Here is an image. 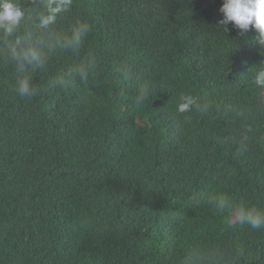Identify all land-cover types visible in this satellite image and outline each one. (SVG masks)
Masks as SVG:
<instances>
[{"label": "trees", "instance_id": "trees-1", "mask_svg": "<svg viewBox=\"0 0 264 264\" xmlns=\"http://www.w3.org/2000/svg\"><path fill=\"white\" fill-rule=\"evenodd\" d=\"M16 2L28 45L77 21L92 30L78 53L44 50L30 99L16 91V36L0 31V264H181L193 250L264 264V229L229 225L209 203L264 210L258 31L225 32L223 0ZM39 14L54 16L47 30ZM186 95L206 111L180 113Z\"/></svg>", "mask_w": 264, "mask_h": 264}, {"label": "clouds", "instance_id": "clouds-1", "mask_svg": "<svg viewBox=\"0 0 264 264\" xmlns=\"http://www.w3.org/2000/svg\"><path fill=\"white\" fill-rule=\"evenodd\" d=\"M223 14V19L219 25L225 32L229 31V25L238 29L241 35L254 27L259 33V43L264 46V0H223V5L219 10ZM31 19L28 10L21 7L16 0H0V31L4 37L16 36L14 42L8 45L11 60L16 62V70L22 75L17 80L16 91L21 98H32L37 94L30 77L26 75L29 68L33 71L39 69L45 70L47 64V53L50 54L59 50H70L78 53L84 44L88 34L91 32V26L86 22L77 21L71 29L70 36H50L48 41L41 40L36 46L28 45L20 38L17 33L22 23ZM40 27L48 29L54 23V16L39 14L37 16ZM95 67V59H91L86 66L78 67L75 72L82 80H87L89 71ZM125 80L131 78L127 68L122 71ZM63 85L64 81H57ZM255 84L258 87H264V70H260L255 77ZM148 98L146 89H142L140 95L136 98L137 106L142 105ZM181 103L178 105L180 113L190 112L194 107L201 111H206L207 106L198 104L194 96L186 95L181 97ZM218 213L224 216L227 224L232 225L238 222L240 225H248L252 229H264V210L255 207H246L244 204H235L225 195H213L209 198ZM218 251L193 250L188 252L182 259L181 264H214Z\"/></svg>", "mask_w": 264, "mask_h": 264}]
</instances>
